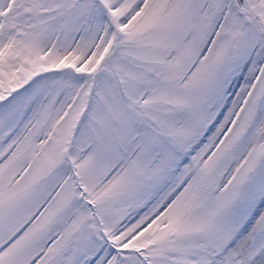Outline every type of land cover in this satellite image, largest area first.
I'll return each mask as SVG.
<instances>
[{
  "label": "snow or ice",
  "instance_id": "6c2138e0",
  "mask_svg": "<svg viewBox=\"0 0 264 264\" xmlns=\"http://www.w3.org/2000/svg\"><path fill=\"white\" fill-rule=\"evenodd\" d=\"M0 264H264V0H0Z\"/></svg>",
  "mask_w": 264,
  "mask_h": 264
}]
</instances>
